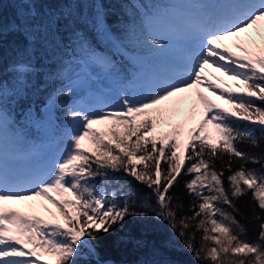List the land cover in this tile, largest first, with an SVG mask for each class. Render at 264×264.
I'll list each match as a JSON object with an SVG mask.
<instances>
[{
  "label": "snow or ice",
  "instance_id": "1",
  "mask_svg": "<svg viewBox=\"0 0 264 264\" xmlns=\"http://www.w3.org/2000/svg\"><path fill=\"white\" fill-rule=\"evenodd\" d=\"M5 2L0 0V156L5 129L17 151L29 127L42 133L39 144L29 145L30 155L46 143L56 149L47 164L12 182L0 174V264H114L101 257L107 237L145 254L133 264H179L165 256L177 239L200 264H264V47L250 33L264 25V0H235L230 13L189 25L181 62L155 91L136 96L121 87L112 97L97 87L71 103L63 101L83 79L97 83V68L119 80L122 69L113 57L134 52L133 41L164 48L165 40L150 31L160 18L138 7L142 0H7L18 7L5 23ZM44 4L60 7H38ZM242 34H248L246 42ZM100 44L108 51H98ZM209 66L235 83L220 89L203 75ZM57 82L61 86L47 92ZM181 105L188 106L185 119L173 123ZM57 109L63 110L62 124L56 123ZM12 111L19 119L11 118ZM165 125L169 130H162ZM244 143L260 151H244ZM125 175L148 195L121 183ZM182 175L190 177L184 188L193 198L191 215L180 214L184 205L171 194ZM249 193L255 239L233 214L239 211L235 202ZM24 202H46L40 207L50 218L10 207ZM129 218L155 219L172 235L159 242L120 235ZM193 227L203 232L199 247Z\"/></svg>",
  "mask_w": 264,
  "mask_h": 264
},
{
  "label": "trees",
  "instance_id": "2",
  "mask_svg": "<svg viewBox=\"0 0 264 264\" xmlns=\"http://www.w3.org/2000/svg\"><path fill=\"white\" fill-rule=\"evenodd\" d=\"M168 0H142V3L138 6L143 7L144 9H155L160 7H165ZM214 5H217L218 8L221 10L229 11L230 8L235 7L236 3L235 0H228L223 1L221 3H213ZM18 7V5L6 2L3 5V17L5 20V23L7 21L14 17L15 15V9ZM38 7L47 9L48 7H60V5H39ZM132 48L135 49L134 52H123V57L121 56V53L117 52L116 56L113 58L118 62V66L121 67L122 72L121 75L124 77H127V74L129 71L133 69L134 63L131 61L132 58H142L146 55V48L142 42H136L133 41L130 45ZM264 47V44L260 45ZM7 50V46H6ZM98 51H105L107 52L108 49L104 44H100ZM7 67L5 66V75H7ZM61 85L57 82L54 84H50L47 92H51L56 88H59ZM45 93V95L47 94ZM83 95L80 93H75L71 97L70 100L66 99L63 102L64 103H71L73 100L82 99ZM33 99H36L33 97ZM5 106L9 104L7 100H5ZM182 108V107H181ZM182 114L178 115L173 118V123H182L186 116V109L182 108ZM11 118L13 120L19 119V117L16 115L15 111H12L10 113ZM54 115L57 117H60V119H57V124H62V118H63V110L57 109L54 110ZM246 123V122H245ZM164 131L169 130L168 126L165 125L163 127ZM259 135V133H257ZM4 143H3V151H4V158L5 163L7 166L11 167H21L26 168L29 165H33V167H37L42 164H47L49 162L48 154L53 153L56 149V145L54 143H46L42 146V149L40 152L36 153L37 160L31 159L30 154L28 152V147L31 144H39L42 138V133L35 128L29 127L26 131L25 136V143H23L19 151H17L14 146L11 139V132L10 129H5L4 134ZM244 151H251L253 153H257L260 151L259 149L252 148L247 143L240 144L239 145ZM261 149H264V140L261 141ZM219 167V165H218ZM249 167H256L259 168V165H249ZM227 174V173H226ZM190 177L187 175H182L181 178H179V183L171 190V194L174 197H179V203L183 204L184 207L180 211L181 215H191L192 212L190 210V205L193 202V198L187 194L186 189L184 188L185 181L189 180ZM97 183H99L97 181ZM121 183L126 184L129 187L137 188L143 196H147L149 190L144 187L143 185H140L138 182H136L133 178L128 176H122L121 177ZM152 203L153 206H155L154 198L149 201ZM177 201H174V204ZM40 203H46V202H37L36 207L34 210L25 211L24 213H33L39 214L43 216L46 219H49L48 213L44 212L43 209L40 207ZM144 200L141 199L138 201V204H143ZM236 203V208L239 210L238 212H233V214L236 216L237 220L248 229V237L255 239L256 235V228L254 227L255 221L252 220V208L254 202L252 201L251 193L248 195H245L241 197ZM49 208H52V211L55 212L56 209L53 205H48ZM227 208V206H224ZM228 211H232V209H227ZM259 211V209H257ZM199 219V218H198ZM190 232H195V240L194 243L197 247L203 243L201 237L203 235L202 230H196L194 227L190 229ZM126 233H132L134 235L138 236H144L149 241H156L159 242L162 239H167L171 237V230L168 228L167 224H164L162 222H158L155 219H149L145 221H140L135 218H129L123 228L120 230V235H124ZM114 237H107L104 239L103 243L101 244V257L105 260H111L114 262V264H133L134 261H137L139 259L145 258V254L141 252H137L134 250L131 245L129 246H123V245H117L114 242ZM165 256L171 260L178 261L179 264H200L199 261L195 259L187 250H185L182 245L180 244L179 240H174V246L170 249L165 251ZM43 259H48L47 257H43Z\"/></svg>",
  "mask_w": 264,
  "mask_h": 264
},
{
  "label": "rangeland",
  "instance_id": "3",
  "mask_svg": "<svg viewBox=\"0 0 264 264\" xmlns=\"http://www.w3.org/2000/svg\"><path fill=\"white\" fill-rule=\"evenodd\" d=\"M213 1L214 0H168L165 7L151 10L138 6L149 13H156L160 18V23L152 25L150 31L154 35L165 40V47L162 49L147 47L144 57H131V61L134 63L133 69L127 74V77L121 75L119 80L112 76L105 75L99 68L95 69L93 79L97 80V83H91L85 78L83 79L81 87L77 88L76 93L82 94V99H87L91 93L95 92L97 87H104L106 91L110 92L112 97H115L116 90L121 87L126 88L131 94H135L136 96H143L149 92L155 91L181 62L189 43L187 35L189 25L203 22L209 18L215 19L226 15L234 8H230L229 11L221 10L217 5L213 4ZM250 33L258 45L264 44V25L261 26L260 32L253 29L250 30ZM247 36L248 34H242V38L245 42L247 41ZM224 43L231 45L233 42L225 41ZM87 71L91 72L92 69H88ZM73 72L82 77L84 76L83 72H77L76 69H73ZM203 75L213 83H220V89L235 83L229 76L214 67H206ZM216 77H220V80H216ZM200 90L217 103H224L222 100H217V96L213 95L206 87H201ZM219 91L220 90H217V94H219ZM165 103L171 104V102ZM181 107L185 108L187 113L188 106L181 105ZM197 119H199V116ZM95 127L104 130L103 125H97ZM209 131L215 136V132L211 129V125H209ZM30 157L31 159L37 160L36 154L30 155ZM33 168V165H29L26 168L7 166L5 163L4 151L2 156H0V174H2L8 182H12L18 176H24ZM36 203L37 202L15 203L10 205V207L20 212L32 211L35 209Z\"/></svg>",
  "mask_w": 264,
  "mask_h": 264
},
{
  "label": "bare ground",
  "instance_id": "4",
  "mask_svg": "<svg viewBox=\"0 0 264 264\" xmlns=\"http://www.w3.org/2000/svg\"><path fill=\"white\" fill-rule=\"evenodd\" d=\"M160 8H162V7H160ZM148 10H151V9H148Z\"/></svg>",
  "mask_w": 264,
  "mask_h": 264
}]
</instances>
